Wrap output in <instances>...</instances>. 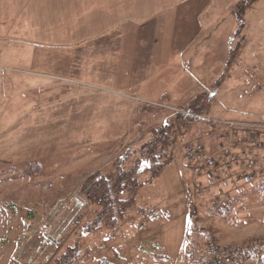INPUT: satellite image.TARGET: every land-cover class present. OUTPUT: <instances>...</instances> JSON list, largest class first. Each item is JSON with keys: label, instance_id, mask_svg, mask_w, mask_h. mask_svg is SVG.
<instances>
[{"label": "rangeland", "instance_id": "rangeland-1", "mask_svg": "<svg viewBox=\"0 0 264 264\" xmlns=\"http://www.w3.org/2000/svg\"><path fill=\"white\" fill-rule=\"evenodd\" d=\"M229 16L230 20L234 21V27H238L237 17L232 14ZM240 19L244 27L240 28L241 24L236 30L246 37L243 49L235 52L237 45L240 46L241 34L232 36L229 32L225 46L221 41L220 45L223 47L204 53L206 63L211 62V59L214 63L220 62L217 75L206 72L201 73V80L188 75L187 79L182 78L181 81H167L165 87L169 88L166 89L164 98L160 96L156 98L157 102L141 103V109L129 114L124 111L134 105V101H128L131 98L125 95L115 96L106 93L109 91L107 88H98L93 93L97 92L103 97L97 102H92L91 106L100 107L101 111L91 113L84 111V103L75 104L71 111L60 109L51 119L50 124L53 125L50 129L24 128L22 142L26 141L29 146L37 147L43 142V149L39 155L28 151L26 155L8 156L13 159L10 161L0 160V264H54L55 258L64 252L68 245L77 241L80 245V255L74 264H98L102 257L120 264H194L202 250L200 245L206 241V235L202 231L212 229V239L223 244H246L247 241L264 238V196L259 190V183L264 175L251 183L237 178L221 181L219 183L224 185V190H218L220 195L216 196V193L210 191L198 196L194 190L193 173L185 163L183 151L191 139L198 138L208 143L219 142L218 136L209 139L210 133L215 130L216 121L264 119V87L260 91L264 75L261 71L255 74L257 70L264 68V0H256L253 3L251 0L249 5H245ZM227 20V16L218 19L220 25ZM10 39V49L6 53L7 58H4L7 63L3 64L2 69L14 78H28L25 70L34 71L35 66L21 63L20 56L28 55L30 49L23 51L19 44ZM231 47L235 53H232L233 61L229 66V73H222ZM79 51L86 52H81L82 57L100 59L98 48L78 49L77 52ZM191 51L189 50V53ZM189 67L192 70L197 69L194 61L189 62ZM60 72L66 73L64 70ZM20 79L21 81L16 82L8 81L0 88L1 118L3 114H10L12 108H25L19 104V94L20 90L27 88V84L23 82L25 79ZM219 79L220 85L215 88L214 84ZM203 91L213 94L208 119L198 123L187 135V139L174 150V159L165 165L162 173L141 187L137 208L130 217L119 225L116 232L105 228L98 232L85 230L84 225L95 220L97 209L88 208L86 199L80 194L81 186L87 178L77 175L76 172L81 170L80 173H85L91 168V173L104 171L111 175L114 171L113 161L121 151L108 162L109 164L106 162L107 165L104 164L103 158L91 159L94 155L85 156L84 153L71 161L67 158L76 154L75 151L81 143L94 137L102 138L96 147L101 146L104 141L118 142L123 137L121 142L125 145L122 150L133 148L139 144L137 135L142 127L163 124L177 106L190 105ZM109 96L123 101V113H108L113 103ZM60 102L62 105L67 104L66 100ZM106 115L107 120L113 119V123L104 129L101 125ZM29 120L31 118L23 120L18 126L34 124ZM1 122L2 120L0 145H3L7 134L11 131L12 134L19 133L20 129L16 127L10 131L6 130L7 125L13 121ZM208 124H213L210 131ZM34 158L41 159L38 168L34 166L37 162H28ZM203 177L198 175L196 179L202 180ZM236 194L242 195L238 204L239 213L235 215L238 221L231 222L212 208L215 202L223 203L224 199ZM78 199L84 201V207L77 206ZM193 206L198 213L194 218H190ZM148 207L165 209L170 216L142 225L143 216L137 209ZM47 223H53V229L63 235L62 245L58 248H46L42 245L41 234ZM189 246H195L191 254L188 252Z\"/></svg>", "mask_w": 264, "mask_h": 264}, {"label": "crops", "instance_id": "crops-1", "mask_svg": "<svg viewBox=\"0 0 264 264\" xmlns=\"http://www.w3.org/2000/svg\"><path fill=\"white\" fill-rule=\"evenodd\" d=\"M255 1L252 0V3ZM243 9V0H0V88L8 81H21L20 78L25 79L23 82L27 84V88L20 90L19 94V104L25 108H12L10 114L0 117L2 122L13 121L6 130L20 129L19 133L12 134L11 131L7 134L3 145H0V160L10 161L13 159L8 156L26 155L28 151L39 155L43 142L40 147L22 142L24 128H52L51 119L60 109L71 111L75 104L84 103V111H101L100 107L91 106L92 102L103 97L102 94L93 93L98 88H107L109 91L106 93L115 96L131 98L128 101H134V105L124 111L123 101L109 96L113 103L108 113L124 111L129 114L141 109V103L157 102L156 98L160 96L164 98L169 88L165 87L167 81H181L182 78L187 79L188 75L201 80V73L206 72L217 75L220 62L214 63L211 59L206 63L204 53L225 46L229 32L232 36L241 34L237 30L241 24L240 28L244 25L238 13H242ZM230 14L237 17L238 27L232 24ZM224 16L228 20L220 25L218 19ZM9 38L19 44L23 51L30 49L28 55L20 56L21 63L35 66L34 71L25 70L28 78H14L2 69L3 64L7 63L4 58H7L6 53L10 49ZM221 41L223 46L220 45ZM245 43L246 37L241 34L240 46L236 48L243 49ZM91 48L99 49V60L97 57L95 60L94 57H82L83 51L77 52L78 49ZM232 48L222 73H229L230 67L227 69L226 63ZM189 50L192 51L189 53ZM190 61L195 62L197 69H190ZM61 70L66 73H61ZM257 72L264 75V68L255 74ZM263 87L264 83L260 91ZM61 100H66L67 104L62 105ZM27 118H31L29 121L34 124L18 126ZM107 119L108 115L103 118L101 128L107 129L112 125L113 119ZM224 121L250 123L264 119ZM208 126L210 131L213 124ZM101 139L94 137L81 143L76 154L67 159L71 161L84 153L85 156L94 155L91 159L103 158L104 164H109L125 145L122 144L123 137L118 142L104 141L96 147ZM183 151L185 157V149ZM260 157L264 160V152ZM39 160L34 158L28 162H37L39 167ZM184 160L186 163V158ZM80 171L76 174L85 178L93 173L91 168L85 173ZM203 178L201 181L206 182V176ZM222 188L224 185L219 183L212 192L218 196L219 191L224 190Z\"/></svg>", "mask_w": 264, "mask_h": 264}, {"label": "trees", "instance_id": "trees-1", "mask_svg": "<svg viewBox=\"0 0 264 264\" xmlns=\"http://www.w3.org/2000/svg\"><path fill=\"white\" fill-rule=\"evenodd\" d=\"M238 14L241 21L242 13ZM239 50L238 47L235 52ZM235 52L231 51L226 63L227 69L233 61L232 53ZM220 82V79L216 81L215 88L220 85ZM212 98L213 94L203 92L190 105L178 107L163 124L142 127L137 138L139 144L133 148H124L114 159L113 174L107 175L104 171H97L83 182L80 194L86 199L88 208L97 209L95 220L89 224L86 223L85 230L98 232L101 228H105L112 232L117 231L119 225L137 208L141 187L162 173L165 165L174 159V150L187 139V135L198 123L208 119ZM243 123L256 128H264V121ZM34 166L37 168L38 164L34 163ZM259 190L264 196V178L259 183ZM241 196V194H236L227 197L223 203L212 209L227 217L231 222H237L236 216L239 213L238 204ZM137 211L143 216L142 225L170 216L165 209L158 207L140 208ZM202 233L206 235V241L199 248L205 250L208 242L213 238V231L211 229L202 231ZM193 250L195 246H189L190 254ZM79 255L80 245L77 241L73 245H68L65 251L55 258L54 264H74ZM255 262H264V245L253 249L247 255L245 264ZM98 264L120 263L102 257ZM194 264H198V259Z\"/></svg>", "mask_w": 264, "mask_h": 264}, {"label": "built area", "instance_id": "built-area-1", "mask_svg": "<svg viewBox=\"0 0 264 264\" xmlns=\"http://www.w3.org/2000/svg\"><path fill=\"white\" fill-rule=\"evenodd\" d=\"M250 2L243 0L244 5ZM215 124L209 139L218 136L219 142L208 143L194 139L185 146L186 163L193 173L194 190L198 196L212 191L221 181L237 178L251 183L264 175V160L260 157L264 150V128L252 127L239 121H216ZM198 175L206 176V182L197 180ZM76 203L78 207L85 206L82 199ZM214 205L219 204L215 202ZM197 213L193 206L190 218H194ZM54 231L53 223H47L41 234L44 247L58 248L62 245L63 235ZM262 245L264 238L247 241L246 244H223L212 239L206 249L200 251L198 264H245L249 252Z\"/></svg>", "mask_w": 264, "mask_h": 264}]
</instances>
